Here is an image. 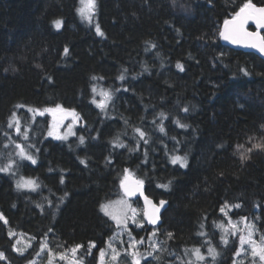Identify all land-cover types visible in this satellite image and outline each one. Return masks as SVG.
I'll return each mask as SVG.
<instances>
[{"label": "trees", "instance_id": "trees-1", "mask_svg": "<svg viewBox=\"0 0 264 264\" xmlns=\"http://www.w3.org/2000/svg\"><path fill=\"white\" fill-rule=\"evenodd\" d=\"M245 2L95 0L93 25H86L78 0H0V167L15 161L10 172H0V251L6 256L0 264H29L43 241L59 251L81 245L78 260L99 264V251L116 229L100 205L122 192L126 168L154 201L167 202L157 226L164 238L159 256L141 264H189L184 250L203 251L207 244L220 253L213 264H233L236 244L230 237L223 244L217 227L226 223L225 201L240 205L231 217L251 219L261 239L264 150L241 162L237 145L264 143V59L224 45L219 35ZM94 85L113 92L104 110L91 103ZM56 104L80 117L67 140L46 137L43 126L24 140L8 127L13 111ZM117 136L126 147H113ZM17 141L27 143L35 164L13 155ZM172 155L186 157V167L172 164ZM21 176L39 187L17 189ZM10 232L34 241L19 254Z\"/></svg>", "mask_w": 264, "mask_h": 264}, {"label": "snow or ice", "instance_id": "snow-or-ice-1", "mask_svg": "<svg viewBox=\"0 0 264 264\" xmlns=\"http://www.w3.org/2000/svg\"><path fill=\"white\" fill-rule=\"evenodd\" d=\"M81 4L83 7L77 9V11L81 14L82 18L86 19L91 23V18L92 15L94 14L95 10V0H80ZM249 20H254L257 24L258 28H264V7H256L253 3H251V0H246V2L239 8L238 11L235 12L234 16L231 19H225L224 20V26L220 30V37L226 41H230L233 44H246L247 46L253 47V48H259V51L261 53H264V38H258V35L256 33H250L247 32L244 28V25L249 21ZM57 27L60 25V21L55 22ZM96 32L97 35L103 36V32L100 30L99 25L96 26ZM259 39V43H256V40ZM148 43V42H146ZM150 47H155L154 44H151ZM69 49L66 47L64 49V53L67 54ZM176 67L183 71V66L180 63H177ZM126 71V70H125ZM244 74L247 75L248 73L245 70ZM124 75L121 74L118 79L124 80ZM51 79V78H49ZM93 80L97 79V77H92ZM127 91V89H125ZM92 92H93V98L91 100V103L94 104L97 108L104 110L108 104L112 100L113 92L108 89H100L97 90L96 86L94 85L92 87ZM99 95L101 98L100 100H97L95 97ZM16 108H22L25 107V105L18 104L15 106ZM185 112L188 111L187 108L183 109ZM27 111L33 113V120L35 119L36 116H44L46 113L50 114L52 116V124L50 125L49 131L47 133L48 136H52L55 139H67V135H71L70 131L66 133L65 135H60L58 132L59 125L63 122V119L66 116H71L73 118V122L75 123L77 120L80 119L78 113H76L74 110H68L62 107L60 104H56L54 107H44V108H33V107H27ZM58 114H61L58 116ZM159 116L162 118L160 121L159 131L164 132L165 129L163 127V119H166L165 113L161 112ZM176 125L180 128H187L188 125L180 123L179 120L174 121ZM127 123V121L125 122ZM153 123H156L154 120ZM8 127L9 128H14L16 134L18 136H21L24 140L28 139V130L25 128L23 131L21 130V124H20V117L17 115L15 111H13L8 119ZM69 129H71L72 125L68 126ZM134 132L138 134L139 139L143 140L145 144L148 143V140L145 139L146 133L141 130L139 127L134 129ZM7 135V133L5 134ZM11 140V137H9ZM84 137H80V143H84ZM252 138H250L251 140ZM113 147H126V145L120 141L119 136H117L113 141H111ZM7 147V145H5ZM16 149H18L17 155L21 159L25 160H30L33 164L36 163L35 158L28 152L26 151L25 146H23L20 143L15 144ZM28 147H32L29 145ZM139 147V142L137 143V148ZM243 149V151H241ZM255 149H260L264 150V143H252L250 148H245L244 145L239 144L237 145V151L239 152V157L241 162L246 161L250 158L249 153H251ZM129 151H132V149H129ZM170 161L172 164H179L180 167H186L187 165V160L186 157H182L179 155H172L170 157ZM82 164L85 163L84 160L80 161ZM15 164V161L9 160V162L0 167V172L8 173L12 170L13 166ZM14 174V173H13ZM61 183H64V178L61 176ZM143 180L136 179L133 177L132 173L130 172L129 169H124V174L123 178L120 181V187L124 192L125 197H132L135 196L137 193H139L141 196H143V192L141 191L142 185H143ZM171 183V181L169 182ZM168 184H161L158 185V187H162L167 189ZM16 187L17 189H30L35 191L36 188L39 187L38 183L36 180L32 178H26L21 176L19 180L16 182ZM65 196H67V193H65ZM63 200V198H61ZM144 201H145V211H144V218L148 221L149 224L155 225L158 216L156 215L159 212V207H157L151 200L148 199L147 196H144ZM165 203V201H160V205L162 206ZM114 206H119L115 210H111L114 208ZM39 207V205H38ZM233 207L239 208L240 205H230L227 201L220 207V212L225 215V217L228 218V224L235 230L236 225H234L231 221V218L228 217V211H230ZM100 210L101 212L104 213L105 216H108L111 220H113L117 226V228H122L124 231H127V222L129 219L133 221V223H136V214L137 210L135 208H132L130 204L126 200H120V201H109L107 203L101 204L100 205ZM129 213H131V216H129ZM0 219H4L2 215H0ZM241 222H245V227L249 228L248 236L247 239L245 238L244 235L240 236V244L241 248H238L235 255L239 256L241 254V251L243 249V245L248 244L249 247L251 248V256L253 257V260L258 257L259 261L264 264V235L261 236V239L259 242L256 240L252 239V225L246 223V218L241 217ZM7 223V221H5ZM138 227H142V224H137ZM203 227V225H201ZM217 227L225 229V225L219 224ZM227 229H225L226 231ZM51 231V229H49ZM200 235H205L203 232L199 233ZM233 235H235V231L232 232ZM14 235V233L10 232L9 236L10 238ZM129 235V244H128V249H131V252H128L126 250V254L131 255L132 257V264H141V259L144 258L145 254L139 253L136 250V246L138 244H142L143 238H141L139 241H137L134 237H132L131 232L128 233ZM156 235L155 231L151 233L148 237L149 240H152V238ZM168 237H172V233H168ZM222 241L224 243H227V240L225 239L224 236L221 237ZM20 243L19 240L16 241L15 244H13V250L23 254L24 249L17 247V245ZM123 243V242H121ZM47 247L45 242L41 243V249H44ZM81 245H75L68 251L71 253L72 259L69 261V264H79L78 258L76 256L78 250L80 249ZM95 247L94 244H90L89 251H91V248ZM108 247L112 248L111 241L108 243ZM151 247L153 250H157L158 245L153 242ZM112 251L114 255L112 256V260L115 261L117 260L118 256L120 253L115 249L112 248ZM192 254L196 257L197 261H204L205 256L200 253L199 248L192 249ZM49 255L52 256L53 253L49 251ZM146 255L151 256L152 253L148 252ZM208 255L212 257L213 260H215L216 256L218 253L216 252L215 248L209 246L208 248ZM105 256V250L101 249L99 253L100 257V264H103V258ZM6 256L5 253L0 251V260H5ZM60 260H68L67 255L65 254H60L59 256ZM49 264H52V260H49ZM191 264V262H189Z\"/></svg>", "mask_w": 264, "mask_h": 264}, {"label": "rangeland", "instance_id": "rangeland-1", "mask_svg": "<svg viewBox=\"0 0 264 264\" xmlns=\"http://www.w3.org/2000/svg\"><path fill=\"white\" fill-rule=\"evenodd\" d=\"M81 7H83V5L81 4L80 0H78L77 9H79ZM77 13H78L79 19L82 23H86V25H88V24L93 25L91 23L94 21L95 10H94V14L92 15V18H91V23H89L88 20L82 18L81 14L78 11H77ZM97 97H98L97 100H100L101 97L99 95H97ZM17 115L20 117V124H21V130L22 131L25 128H27L28 133H29L30 131H32L35 128V126H37V127L43 126L44 127V135L46 137H48L50 139H54V140H61V139H55L54 137L47 135L49 128H50V125L53 122L52 116L50 114L46 113L44 116H36L34 120L32 118L33 113L28 112L27 110L24 111V113L23 112L17 113ZM59 115H61V114H58V116ZM79 123H80L79 120H77L74 123L73 118L71 116H66L63 119V122L59 125L58 132L60 135H65L69 131L71 133H73L71 135H67V139H68L75 134L76 127L79 125ZM69 125H72L71 129H69V127H68ZM12 129L14 130V128H12ZM14 132H15V130H14ZM67 139H63V140H67ZM16 143H20L23 146H25L26 151H28L30 153V151L26 147L27 143H22L20 141H17ZM17 153H18V149H16V147H15L14 151H13V155H15L17 158H20L17 155ZM132 175L134 178H136L133 173H132ZM26 178H28V177H26ZM122 199L126 200L128 202V204L131 205L132 208H135L137 210L136 223H133V221L131 219H129L127 222V231H124L122 228H117L115 222L113 220H111L108 216H106L114 223V225L116 226V229L114 230L113 234L107 239L105 246L102 248L105 250V256L103 258V264H132L131 255L126 254V250H128V252H131V249H128V244L130 242L129 235H128L129 232H131L132 237H134L137 241H139L141 238H143L144 242L142 244H138L136 246V250L139 253L145 254L144 258L141 259V263L147 258L155 259L156 257L159 256V253H160V250L163 246V241H164V238H163L160 230L158 229L157 226L149 227L150 228L149 230L144 229V227L147 226V224H146V221L143 217V209H142L141 203L138 204V202H136L135 200H132L128 197H125L123 191L120 192L118 196H116L114 199H112L110 201H120ZM107 202H109V201H107ZM107 202H104V203H107ZM118 207L119 206H114V208L111 210H115ZM232 210H233V208L230 211H228V217L231 218L232 223L234 225H236V229H238V230L233 229L228 224V218L227 217H225L226 223L223 224V225H225V229H227V230L225 231V229H222V228H219V230L221 233V237L224 236L226 240H228V238L230 237L235 242V244H236L235 253H236L237 249L241 248L240 236L244 235L245 238L247 239L249 228L245 227V222H241V217H238V218L231 217L230 213ZM129 216H131V213H129ZM246 223L253 226L252 227V232H253L252 239L259 242L260 239L257 237V231H256V227H255L253 221L249 218H246ZM137 224H142V227H138ZM154 231H155L156 235L152 238V240H149L148 239L149 235L151 233H153ZM233 231H235V235L232 234ZM12 233H14V232H12ZM159 233H160V235H159ZM13 236H14L15 243L17 240L20 241V243L17 245V247L23 248L24 249L23 253L32 245V243L34 241V239L28 234L14 233ZM109 241H111L112 248H115L120 253L117 260H115V261L112 260V256L114 255L112 248L108 247ZM43 242L46 243L47 247H45L44 249H41V247H40L39 252L29 262V264H49L50 259L52 260V264H69V261L72 259V256L68 250L67 251H59L55 247H50V244L47 241H43ZM121 242H123V243H121ZM153 242H155L158 245L157 250H153V248L151 247ZM222 243L225 244L223 241H222ZM209 246L213 247L212 245L207 244L206 246H204L203 251L200 250V253L205 256L204 261H197L196 257L192 254V251L190 249L184 250L186 261L188 263L191 262V264H197V263L213 264L219 258L220 253L215 248L218 255L216 256L215 260H213L212 257L208 255ZM49 251H51V253H53L52 256L49 255ZM148 252H151L152 255L151 256L146 255ZM99 253H100V251H99ZM235 253H234L233 264H262V262L259 261L258 257L255 259V261L253 260V257L250 254L251 248L249 247L248 244L243 245V249H242L241 254L239 256H236ZM60 254L67 255L68 260H60L59 259ZM98 258H99V264H100L99 255H98ZM79 264H83V263H81L79 261Z\"/></svg>", "mask_w": 264, "mask_h": 264}, {"label": "water", "instance_id": "water-1", "mask_svg": "<svg viewBox=\"0 0 264 264\" xmlns=\"http://www.w3.org/2000/svg\"><path fill=\"white\" fill-rule=\"evenodd\" d=\"M251 3H253V2H251ZM253 4L256 5V7H264V4H256V3H253ZM231 18L232 17L227 18V19H231ZM223 26H224V22L222 23L220 30L223 28ZM249 26H252L253 29L249 28ZM244 28H245V30L247 32L256 33L258 35V38H264V28H258L257 24H256V22L254 20H249L244 25ZM220 40H221V42L224 45H227V46H229L232 49L240 50V51H244V52H251V53H254V54H256L259 57L264 59V53H261L259 51V48H253V47L247 46L246 44H243V43H241V44H233L230 41H226V40L222 39L221 37H220ZM256 43H259V39L256 40ZM141 191L144 194L143 196H141L139 193H137L135 196L128 197V198H130L132 200H136L137 199V200L140 201L142 209H143V217H144V211H145V208H146L145 201H144V196H147L148 199L153 202V204H155L157 207H159V212L156 214L158 216V220H157L155 225L149 224L148 221L144 218L148 227L158 226L161 223V215H162L164 209L167 206V202L164 199H162L163 201H165V203L161 206L160 205V201H162V200L154 201V199H152L150 196H148L145 193L143 185H142Z\"/></svg>", "mask_w": 264, "mask_h": 264}]
</instances>
